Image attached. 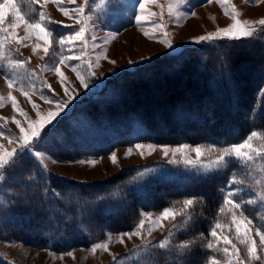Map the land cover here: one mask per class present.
<instances>
[{
	"label": "trees",
	"instance_id": "obj_1",
	"mask_svg": "<svg viewBox=\"0 0 264 264\" xmlns=\"http://www.w3.org/2000/svg\"><path fill=\"white\" fill-rule=\"evenodd\" d=\"M150 67L157 68L152 77V70H143ZM121 79L86 108L94 120L105 119L119 133L138 121L148 138L158 142L217 147L235 143L254 126L264 134V33L217 40L179 58H160ZM236 163L208 175L160 178L138 188L127 185L130 173L91 183L46 174L36 158L27 155L22 166L8 171L10 187L4 191L8 201L0 205V235L56 249L76 246L104 228L131 223L142 206H163L173 196H202L203 206L198 204L194 213L199 225L194 232L208 238L211 224L206 218L212 220L219 211L221 189ZM220 216L224 222L225 216ZM204 249L203 254H188L184 264L194 260L210 264L211 250ZM148 254L152 264H171L176 252L154 249ZM0 264L11 263L0 257Z\"/></svg>",
	"mask_w": 264,
	"mask_h": 264
},
{
	"label": "rangeland",
	"instance_id": "obj_2",
	"mask_svg": "<svg viewBox=\"0 0 264 264\" xmlns=\"http://www.w3.org/2000/svg\"><path fill=\"white\" fill-rule=\"evenodd\" d=\"M2 2V0H0ZM81 0H77V3ZM18 7L22 10L25 8L23 0H17ZM67 10L71 12V9L75 7L74 4H67L65 0ZM118 4L120 6H118ZM160 5H164L163 14L164 19H169L166 0H158L157 4H146L145 7L149 12L157 13V15H148L146 12H140L143 17V22L140 26H137L134 17L129 22L132 11H139L136 0H93V15L94 30L89 33L88 49L86 60L95 61L96 53H99L106 49L104 55L108 59L101 58L99 60V67L93 69L96 75L91 78V82L88 88H83L80 85L79 80L76 78V74L69 68L61 65V69L64 71L67 81L64 87L69 90V95H74V99L69 103L66 111L55 121V127L47 132L43 138L39 148L45 153L42 162L37 161L38 166L46 174L53 173L55 175L62 176L66 179H73L81 182H95L105 179H112L123 177L125 174H129L132 180H128V186H135L143 188L144 185H148L153 180H159L160 178H176L179 176L187 175H208L211 172H197L195 169L187 168L183 163H171V152L166 157L159 147L155 149L151 154L145 152L143 156L134 147L135 144H154V145H169L176 147L180 144H188L196 146L192 142L180 141V142H158L148 138L146 130L142 124L138 121L132 122L131 129L125 133H119L110 126L105 119H101L100 122L94 120L90 111L86 108L89 107L90 101L93 98L100 97L104 91L109 87H114L115 83L119 81L123 75L127 72L134 71L139 67L150 65L157 62L160 58H179L183 55H187L189 52H193L202 49L206 46L214 44L217 39L213 41L195 42L194 37L205 35L208 32H214L217 27H226L232 23L230 16L225 15L224 9L213 0L211 4L207 3V0H186L184 4L177 5V11L188 12L189 8L196 15L188 14L181 18L178 22L175 18L172 22L166 23L164 31L169 33L168 39L173 42V48H167L160 42L163 36L160 35L159 39H149L144 35V32H154L152 24L159 25L162 23L160 19V13L162 11ZM192 5H195L192 7ZM235 5L236 9L240 12L238 17L241 20H258L264 17V2L255 3L249 2V0H230V3L226 5L229 11L231 6ZM39 10V5H34ZM45 9L52 20L62 21L63 24H72L73 21L65 17L56 7L55 4L49 3L45 6ZM58 35L67 34L70 30L59 25H53ZM18 35L24 36L23 26L17 29ZM115 33V35H110ZM159 35V34H158ZM92 36L96 37L95 47H93ZM107 37V42H105ZM226 39V38H224ZM27 46L11 45L12 49L19 48L23 58H31L29 67L35 69L37 65H41L44 61H41L40 57L44 55L42 48H37L35 54L32 52L33 45L43 44L42 40H39L35 35H30L29 40L26 42ZM82 45H77V53ZM66 48H60L59 45L55 46L50 57L49 63H54L58 60L60 55H66ZM14 56L15 53H12ZM143 58V59H142ZM86 60L74 61L85 75H87ZM109 61H115L110 63ZM129 61L135 63L129 64ZM144 71L151 72V77L157 71V68L150 67L144 68ZM20 75H24V70H20ZM41 79L47 81L52 85L54 92L41 88ZM41 79L35 81L37 88V94L32 95V101L38 106L37 109L32 108V104L28 102L27 98L22 96L19 91L13 89V95L16 96L18 106L22 107L28 116L34 121L38 119L37 111L41 115H46L49 110H55L57 104L55 101L67 100L68 95L64 92V87H61L58 78L52 71H44L41 74ZM122 80V79H121ZM9 89L5 84L2 72H0V94L6 96ZM109 92V89L107 93ZM40 93L48 97L53 103H45L41 98ZM106 93V94H107ZM15 116L17 120L21 122L24 128H28V122L18 112H14L11 106V101H6L4 107L0 108V117L7 118L6 121L0 120V124L3 125L0 131H3L6 136L11 135L19 137L20 131L12 122V117ZM252 131L256 130L254 126L246 135L237 140L235 143H240L246 139ZM257 138H254V146L264 144V134L259 133ZM0 145H3L5 149L10 150L15 144L10 145L8 140L0 137ZM223 145L221 147L230 146ZM131 148V154L125 155L127 150ZM116 153L118 162L113 164L110 160V154ZM188 155L191 158H195V153L190 152ZM177 160L181 159L179 153H177ZM94 160L96 163L91 165L89 163H79V161ZM55 161V162H53ZM238 162V161H237ZM230 164V163H229ZM264 166V161H258L255 165H246L242 163H236L232 171H230L228 178L225 181L227 185L228 180L235 174L238 180H242L243 184H233L232 187H244L245 192L237 196V199H243L247 201L250 198L257 199V204L249 205L245 204V214L250 218H254V221L258 224L264 223V202L259 200L257 193L264 191V173H261L260 168ZM11 169V168H10ZM9 169V170H10ZM46 169V170H45ZM152 170L147 175L141 176L145 170ZM8 170V171H9ZM42 175L39 174L38 177ZM8 180V172L7 179ZM6 181H0V205L5 204L8 200L5 199L4 191L10 187ZM260 183H257V182ZM146 185V186H147ZM224 185V187H225ZM223 187V188H224ZM70 195L72 193L70 192ZM191 196H173L163 206L155 207L142 206L131 218V223L119 229L104 228L95 238H91L81 245H67L59 249L55 246L48 245H34L27 243L19 238L7 237L0 235V257L4 258L11 264H152L149 262L148 253L151 250L159 249L156 247H141L139 251H136V247L142 244L139 237L133 236L131 239L124 237V244L117 242L118 236L124 232H131L139 223L140 219H147L142 217L141 212L144 213H159L164 207H173V202H181L185 198ZM175 206L180 207L179 203ZM219 215V211H216V216L206 218L208 220L210 228L213 226L216 218ZM209 217V216H208ZM221 219V216L219 215ZM243 220V217H238ZM195 221V219H194ZM211 221V223H210ZM223 222V221H222ZM164 223H167L165 221ZM181 221L178 219L176 227L171 228L173 233L172 245H177L180 241L188 240L191 237H197V242L194 246L192 253L198 251L203 254L204 243L207 239H199L200 233L194 232L198 229L197 222H193L187 235L180 229ZM218 234L220 229H217ZM108 234H111V241L109 242V250L103 251L97 250L93 254L89 249L93 243L102 242L107 240ZM167 235L159 227H154L150 235H146L145 239L152 242L155 245L157 241L164 239ZM234 242L239 244V239L235 232V226H233L230 233ZM242 238V237H240ZM259 242V237H254ZM243 248V245H241ZM161 250V249H160ZM73 252L74 257L65 255L67 252ZM209 251V250H208ZM51 253V254H50ZM54 254V255H52ZM113 254H116L119 259L113 261ZM213 255V251L207 255V258ZM63 257V258H61ZM152 261V260H151ZM191 264H196L194 260Z\"/></svg>",
	"mask_w": 264,
	"mask_h": 264
},
{
	"label": "snow or ice",
	"instance_id": "obj_3",
	"mask_svg": "<svg viewBox=\"0 0 264 264\" xmlns=\"http://www.w3.org/2000/svg\"><path fill=\"white\" fill-rule=\"evenodd\" d=\"M186 0H166L169 19L165 21L163 14L164 5H160L162 11L159 14L162 21L161 24H152V28L155 30L150 33L145 31L144 35L149 39H159L162 35V42L165 47L173 48V42L168 39L169 33L164 31L165 24L172 22L175 18L177 22L184 16L191 14L196 15L189 8L188 12L177 11V5L184 4ZM213 0H207V3L211 4ZM218 4L224 9V13L230 16L232 23L226 27H217L214 32H208L205 35L194 37L195 42L213 41L217 39H229L239 40L242 38H252L257 34L264 33V17L258 20H241L238 17L240 12L236 9L235 5L231 6L229 11L226 5L230 3V0H216ZM249 2L261 3L264 0H249ZM25 8L22 10L18 7L17 0H2L0 2V72L3 74L5 84L9 91L4 96L0 94V108L4 107L6 101H11V106L14 112H18L28 122V128H24L21 122L12 117V122L20 131L19 137L8 135L6 136L3 131H0V137L8 140L10 145L15 144L10 150L5 149L3 145H0V181H6L7 172L10 168L22 166L24 157L32 155L37 158L38 161L43 160L44 152L37 150L47 134L51 129L55 127V121L63 114L69 103L74 99V95H69V90L64 87L67 77L64 71L61 69V65L69 68L76 74L77 80L83 88H88L91 82V78L96 75L94 68L99 67V60L101 58L108 59L103 51L96 53L95 61L86 60L88 54V39L89 33L94 30V15H93V0H81L77 3V0H67V4H74L75 7L71 9V12L67 10L65 0H23ZM49 3L56 5L57 9L68 19L72 20V24H63L62 21L52 20L45 6ZM157 4L158 0H136L139 11H132L129 22L134 17L137 26H140L143 22V17L140 12H146L148 15H157V13L149 12L146 9V4ZM34 5H39V10ZM118 6H120L118 4ZM195 5H192L194 7ZM53 25H59L70 31L67 34L58 35ZM23 26L25 35H18L17 29ZM159 34V35H158ZM30 35H35L39 40L43 41V44H36L32 47V52L35 54L37 48H42L44 53L40 57L43 64L37 65L35 69L29 67L30 57L23 58L19 51V48L12 49L11 45L15 44L26 47L27 41ZM110 35H115L111 33ZM93 47H95L96 37L92 36ZM107 42V37H105ZM59 45L60 48H66V55H60L58 60L54 63H49L50 57L55 46ZM77 45H82L77 53ZM12 53H15L13 56ZM143 59V58H142ZM86 60L87 75L84 74L74 61ZM115 63V61H109ZM135 62L129 61V64ZM24 70V75H20V70ZM52 71L58 78L61 87H64V92L68 95L67 100L55 101L57 108L55 110H49L46 115H41L37 111L36 120H32L27 112L22 107L18 106L17 98L13 95V89L20 92L22 96L27 98L28 102L32 104V108L35 110L38 106L32 101V95L37 94V88L35 81L41 79V74L44 71ZM41 88H47L54 92L52 85L47 81L41 79ZM41 98L45 103H53L48 97L40 93ZM0 120L6 121L7 118L0 117ZM3 125L0 124V128ZM260 134L256 131H252L251 134L240 143L232 144L225 147H217L216 145H196L191 146L188 144H180L176 147L169 145H154V144H135V148L143 156L145 152L151 154L157 147L161 149L164 156H168L171 152V163H183L189 169H195L197 172H211L220 171L228 167L232 161H238L246 165H255L258 161H264V144L254 146V138H257ZM264 139V137H261ZM132 149L129 148L125 155L131 154ZM194 152L195 158H191L188 153ZM177 153L180 154L181 159L177 160L175 157ZM110 160L113 164L118 162V158L115 152L110 154ZM55 162V161H53ZM79 163H89L94 165L96 161L81 160ZM46 170V169H45ZM152 170H145L140 175H147ZM261 173H264V166L260 168ZM257 183H260L259 181ZM233 184H243L242 180H238L234 174L229 180L227 185L221 189L222 203L219 207V215L225 216V221L222 222L218 217L216 218L213 226L208 233L207 243L204 247L207 250H212L213 255L208 257L210 264H264V223L258 224L254 221V218H250L245 214V204L255 205L257 199L250 198L247 201L243 199H237V196L245 192L244 187H232ZM259 200L264 202V191L257 193ZM179 203L180 207H176L175 204ZM203 206V197L192 196L183 199L181 202H173V207H164L162 211L157 213H144L141 212L142 217L147 219H140L139 223L131 232H124L117 238V242L124 244V237L131 239L133 236L139 237L142 241L140 246L136 247V251H139L141 247H156L168 252L175 251L176 255L172 257L171 264H184V258L194 250V246L197 242V237L193 236L188 240L180 241L177 245H172L173 233L171 228L176 227L178 219L181 221L180 229L187 235L192 223L194 222V213L197 205ZM243 217V220L238 219ZM167 221V223H164ZM233 226H235V232L239 239V244L233 241L230 235ZM154 227H159L167 235L164 239L157 241L155 245L152 242L145 239L146 235H150ZM217 229H220L218 234ZM242 237V238H240ZM254 237H259V242ZM199 239H205L204 234L201 233ZM111 241V234H108V238L105 241L93 243L89 249L93 254L97 250L110 251L109 242ZM243 245V248L241 247ZM51 254V253H50ZM54 255V254H52ZM69 257H74V253L69 251L65 253ZM63 258V257H61ZM118 256L113 254V261H117Z\"/></svg>",
	"mask_w": 264,
	"mask_h": 264
}]
</instances>
